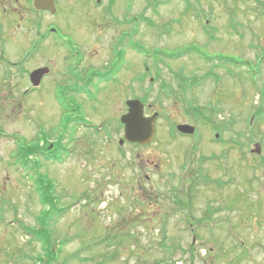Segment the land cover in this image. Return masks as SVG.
I'll list each match as a JSON object with an SVG mask.
<instances>
[{
	"label": "rangeland",
	"instance_id": "obj_1",
	"mask_svg": "<svg viewBox=\"0 0 264 264\" xmlns=\"http://www.w3.org/2000/svg\"><path fill=\"white\" fill-rule=\"evenodd\" d=\"M114 4L126 9L131 0ZM134 4L137 47L122 44L119 82H106L96 107H85L94 128L71 135L66 121L79 107L56 106L67 83L61 52L46 48L23 64L54 70L41 92L30 93L32 71L24 79L18 73L26 68L11 66L6 83L0 75V264H264V0ZM73 15L62 29L85 45V67H110L121 28H103L100 38L87 13ZM3 30L10 62L28 56L31 23ZM193 46L212 58L167 56ZM135 99L145 100L146 116L159 114L156 136L121 146V118ZM181 124L196 133L181 135ZM31 149L24 167L19 153ZM41 178L53 182L64 209L53 225L35 193ZM45 222L52 262L47 244L33 237Z\"/></svg>",
	"mask_w": 264,
	"mask_h": 264
},
{
	"label": "flooded vegetation",
	"instance_id": "obj_2",
	"mask_svg": "<svg viewBox=\"0 0 264 264\" xmlns=\"http://www.w3.org/2000/svg\"><path fill=\"white\" fill-rule=\"evenodd\" d=\"M73 1L83 3V5H78L79 7L73 5L70 6L69 2ZM104 1L106 0H54L55 11H51L36 8L35 0H0V71H2L0 75L2 76L3 82L6 83L8 81V71L11 66L23 70L26 68L23 65L26 61L29 62V60L33 59L46 48H53L56 52H61L59 54L65 56L62 59L64 64L61 71H66L63 76H66L67 83L62 85L56 92V106H61L60 102L64 105L66 102L69 104L72 103L71 105H77L79 107V113H81L79 114L80 117H76L72 110L71 115L67 118L66 124L69 126L68 130H71V135L75 134L77 128L81 130H90L89 128L91 127L94 128L93 122L86 117L85 107L87 105L86 108L90 107V104L96 107V104L100 102L102 86L107 85L106 82H109V84L119 82L122 66H124L125 63V61L122 60V57L125 55L124 53H126L127 50L133 51L134 48L137 47L136 38L138 36L139 14L135 5L136 3L134 4L136 0H131V4L126 9H124L123 6L120 10L116 9V4H114L115 0H107L108 3H104ZM27 12L34 15V19L26 21L25 18H27ZM77 12H85L87 13V16L93 19L90 27L98 31L100 38L104 33L103 28L107 29L108 26H111L115 30L116 27L121 28L118 36L114 37V43L117 44V46L112 45L110 47L112 58L110 63H107V65H110V67H107L108 69L100 67L87 69L85 66L89 63V52L85 48V45L80 44L78 35L73 36V34L66 35L63 33L64 30L62 29V24L69 20L74 24V20H71V16H74L73 14ZM117 12L121 13L120 18L116 16L115 13ZM69 14H71V16ZM44 16L50 17L51 22L48 21V23L45 24ZM96 16L97 18L103 19H95L94 17ZM66 18H68V20ZM107 18L111 21L108 22ZM14 22L17 27L21 28L25 26L26 23H31L33 28V40L29 42L31 49L27 52L28 54L26 53L28 56L25 55V57L19 62L11 63L8 59L10 53L7 51L10 50L9 42L7 41L8 38L5 37L6 30L3 29L8 27L10 23ZM128 28H130V32H128ZM127 39L129 41H126ZM29 43L25 42V45L27 46ZM122 44L128 49L123 50ZM43 68H45V71H48L44 76L45 78L51 75L50 71H54L52 67L47 66ZM27 69L29 68H26L25 71H18L19 75L23 76L24 79L27 76V71H32L31 73L29 72L28 78V82L32 85L30 93L41 92L42 85L44 84V77L40 86L35 87L31 82V75L38 69ZM24 81L26 82V79ZM5 108L7 107L5 106ZM34 122H36L35 126H37L39 130H42L41 123L35 120ZM4 135L6 134L0 129V136ZM38 153L42 154L41 148L36 151L35 157L37 159L40 158L39 156H42L38 155ZM21 163H23L25 167L27 160L21 159Z\"/></svg>",
	"mask_w": 264,
	"mask_h": 264
},
{
	"label": "water",
	"instance_id": "obj_3",
	"mask_svg": "<svg viewBox=\"0 0 264 264\" xmlns=\"http://www.w3.org/2000/svg\"><path fill=\"white\" fill-rule=\"evenodd\" d=\"M35 6L38 9L55 11L54 0H35ZM47 73L48 71L44 69L34 71L31 75L33 86H40ZM128 107V113L121 118V123L124 125V137L120 140V145H124L126 142L141 146L151 144L157 132L156 123L159 114L155 113L153 116L147 117L145 104L138 99L129 101ZM177 130L186 135H194L196 131L195 127L188 124L178 125Z\"/></svg>",
	"mask_w": 264,
	"mask_h": 264
},
{
	"label": "trees",
	"instance_id": "obj_4",
	"mask_svg": "<svg viewBox=\"0 0 264 264\" xmlns=\"http://www.w3.org/2000/svg\"><path fill=\"white\" fill-rule=\"evenodd\" d=\"M211 38H213V37H211ZM196 52L198 53L199 56L202 55V56H204L207 59L208 58L209 59L212 58V57H209L199 47H196V46H193L192 48H188L186 51L176 53L175 55H172V56H169L167 54H165V56L167 55L170 59H175V58L182 57L184 55H191V54L197 55ZM240 64L241 63L237 62L236 63V66H240ZM166 87H167L166 85L163 86V88H166ZM167 92L168 91H166V93ZM143 102L145 103V100H143ZM65 107H66V105H65ZM20 152H22V153H20V157H21L20 160L21 159L26 160V158L29 156L28 154L30 152H34V149H31L30 151H28L25 154L23 153L22 150ZM53 157L56 158V160L59 159L58 156H52V158ZM60 161H61V158H60ZM44 178H41V179H39L37 181V183H38V186L37 187H36V184H35L36 193L38 194V196L40 198V202L42 203V205L45 207V209H47L46 214L44 215V216H46L45 219H48L50 216H52V220H53L52 221V224H54L55 216L58 215V214L61 215L62 212L64 211V209H61L59 207L58 199L56 197L53 198L55 185L53 184V182L51 180L46 181V179H44ZM47 182H49V183H47ZM52 184L54 185V188H53V185ZM178 203H181V202H178ZM45 219H44V221H45ZM45 224H46V226L44 227L43 231L34 233L33 237H34V239L36 238L35 240L39 239L40 242L42 240L44 243L47 244V247H46V251H47L46 253L47 254L46 255H47V258H48V262H52L54 260V252L52 250H50L51 249V245H50V243H51V241H50L51 237L49 238V237H45L44 236V235L47 236V232H49L51 234V229H48L49 224H47L46 222H45ZM50 234H49V236H51Z\"/></svg>",
	"mask_w": 264,
	"mask_h": 264
}]
</instances>
